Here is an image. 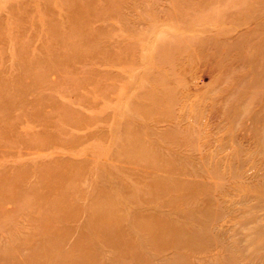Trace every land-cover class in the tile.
Here are the masks:
<instances>
[{
  "label": "rangeland",
  "instance_id": "1",
  "mask_svg": "<svg viewBox=\"0 0 264 264\" xmlns=\"http://www.w3.org/2000/svg\"><path fill=\"white\" fill-rule=\"evenodd\" d=\"M0 264H264V0H0Z\"/></svg>",
  "mask_w": 264,
  "mask_h": 264
},
{
  "label": "bare ground",
  "instance_id": "2",
  "mask_svg": "<svg viewBox=\"0 0 264 264\" xmlns=\"http://www.w3.org/2000/svg\"><path fill=\"white\" fill-rule=\"evenodd\" d=\"M179 238V237H178Z\"/></svg>",
  "mask_w": 264,
  "mask_h": 264
}]
</instances>
